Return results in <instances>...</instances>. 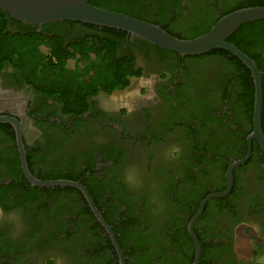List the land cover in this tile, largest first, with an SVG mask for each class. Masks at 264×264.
I'll return each mask as SVG.
<instances>
[{
    "label": "flooded vegetation",
    "instance_id": "obj_1",
    "mask_svg": "<svg viewBox=\"0 0 264 264\" xmlns=\"http://www.w3.org/2000/svg\"><path fill=\"white\" fill-rule=\"evenodd\" d=\"M141 1L148 21L155 15L165 32L181 38L225 11L264 2ZM88 25L60 21L31 27L48 37L50 45L62 48V57L80 48L89 35L103 39V27ZM105 42L114 46L116 56L133 59L140 74L123 90L88 95L87 109L79 116L66 113L58 94L27 83L16 69L8 66L0 72V115L20 121L32 171L40 175L76 161L74 176L88 187L111 231H117L125 247H119L124 264H193L195 253L193 260L171 259L164 231L180 225L188 233V222L203 199L226 191L231 165L245 160L232 168L228 193L209 199L193 225L202 239L197 264H259L237 254L240 227L254 230L264 240V151L257 139L248 141L253 115L252 121L246 117L237 98L240 91L233 93L243 71L209 52L181 56L126 32ZM250 53L264 68V38L251 46ZM45 56L55 65L62 61L49 51ZM72 61H64L67 68ZM261 76L264 80V72ZM137 80L142 85L126 100L114 104L109 98ZM9 126L11 131L0 130V264H98L96 253L106 248L109 236L79 190L71 212L57 211L47 195L44 200L8 205L19 196L18 187H8L10 180L2 175L14 165L15 147L19 160ZM260 127L264 139L262 105ZM11 135L14 141L9 144ZM172 146L181 150L176 159L166 155ZM133 172L139 186L126 179ZM105 262L119 264L116 252Z\"/></svg>",
    "mask_w": 264,
    "mask_h": 264
},
{
    "label": "trees",
    "instance_id": "obj_2",
    "mask_svg": "<svg viewBox=\"0 0 264 264\" xmlns=\"http://www.w3.org/2000/svg\"><path fill=\"white\" fill-rule=\"evenodd\" d=\"M89 4L148 21L144 14L145 6L141 0H90ZM256 6H264V2L249 5L248 7ZM232 11L235 10L225 11L220 16L213 18V21L211 19L209 23H203V27L200 29H192L188 32L189 36L186 38L169 34L179 39L196 38L207 33L221 17ZM148 22L155 25L160 24L155 21V15L151 16V20ZM88 26L92 29L96 28V26L92 24ZM161 28L165 30L163 27ZM101 33L105 35L103 37L104 40L99 39L98 37L100 36L93 38V35H89V38L82 41V47L79 45L80 48L75 49L71 53L69 52V54L66 53L62 58L63 49L55 45H50L51 41L48 37L37 32L36 29L32 28L29 24L11 19L0 10V72L8 66L16 69L27 83L36 86L38 89H50L58 94L65 103L64 110L66 113L79 116L87 109L85 99L88 95L94 94L98 90H103L107 93L114 90H123L128 87L132 78H136L140 74L139 70L135 68L136 66L133 59L127 60L126 58L116 56L114 46L105 42L115 35L124 34V32L103 27ZM261 38H264V20L242 25L227 39V42L246 54L255 62L257 69L260 72H264L263 65L258 62L255 55L250 53L251 46L255 43H261ZM57 42V44H60L59 41ZM46 51L50 52L51 57L62 59L60 64H52L49 58L46 59ZM208 54L219 56L221 59L231 64V66L235 67V70L238 71L240 69L243 71L240 75V83H237V86L233 89V93L236 92V90L240 91L237 98L242 101L245 115L251 120L254 105V84L249 69L238 58L226 50L215 49ZM68 59L73 60L71 69H69V67L67 68L64 63V61L66 62ZM51 68H58V71H52ZM261 78L263 122L264 80L262 76ZM7 129L11 131V127L8 124H0V130ZM13 141L14 137L11 135L7 142L10 144L13 143ZM13 149L14 155L12 162L14 165L8 171L2 172V175L7 176V179L10 180V185L8 187L17 186L19 190L18 199L15 202H8L10 207L16 204L20 205L29 202L30 200L35 201L39 197L42 198L41 200H44L45 195H47L48 201L61 213L71 212L76 209L77 204L74 200L76 197L81 196V194L75 188L57 186L39 189V187L35 186L27 189V185L30 184L24 178L19 167V160L15 152L16 147ZM27 165L32 175L39 180H71L81 184L89 193L88 187L74 176L73 167L76 165L75 160L68 161L64 169L48 171L40 175H36L32 171L28 158ZM62 193H65L64 196H61ZM90 196L92 198V195ZM4 205L6 207L8 206L7 204ZM88 218L89 222H93L94 218L91 213L88 214ZM104 220H107L106 222L111 225L106 217ZM95 226L98 227L99 224L95 223ZM173 227L164 231L170 243L166 250L167 254L171 256L172 260L180 258H190L193 260L195 253L194 245L186 229L180 225L179 227ZM112 231L119 247L121 249L125 248L116 234L117 231ZM194 233L201 244L202 239L197 235L196 229H194ZM96 237H98V235ZM98 238L101 239L100 237ZM106 240V248L99 249L96 253L99 256V259H97L98 264H103L106 260H110V255H115L110 240L108 238Z\"/></svg>",
    "mask_w": 264,
    "mask_h": 264
},
{
    "label": "water",
    "instance_id": "obj_3",
    "mask_svg": "<svg viewBox=\"0 0 264 264\" xmlns=\"http://www.w3.org/2000/svg\"><path fill=\"white\" fill-rule=\"evenodd\" d=\"M89 1L90 0H0V10L11 19L32 26L52 22L71 21L121 30L163 50L181 56L202 55L215 49L228 51L238 58L251 73L254 84L253 130L248 141L252 138L257 139L264 151V139L260 127L262 105L260 72L253 60L234 45L227 42V39L242 25L263 21L264 6L245 7L232 11L221 17L207 33L193 39H179L168 34L157 25L122 13L98 8L90 5ZM0 123L9 124L14 130L21 171L30 185L40 188H53L57 186L72 187L79 190L85 198L94 217L109 236L111 244L118 255L119 264H124L122 252L114 234L98 212L85 188L78 182L71 180L42 181L34 177L27 166L20 121L9 115H0ZM244 161L245 160H241L231 165L227 173L228 189L224 192L212 193L206 196L201 202L196 214L188 222L187 230L195 250L193 264H197L200 257V244L193 231V225L209 199L221 198L228 193L232 181V168L243 164Z\"/></svg>",
    "mask_w": 264,
    "mask_h": 264
},
{
    "label": "rangeland",
    "instance_id": "obj_4",
    "mask_svg": "<svg viewBox=\"0 0 264 264\" xmlns=\"http://www.w3.org/2000/svg\"><path fill=\"white\" fill-rule=\"evenodd\" d=\"M142 85V80L132 81L128 90L123 93L113 94L109 97L116 104L117 101L126 100L128 94L134 93ZM129 97V96H128ZM240 227L237 231V251L238 256L245 260H255L259 264H264V240L260 239L254 230L244 231Z\"/></svg>",
    "mask_w": 264,
    "mask_h": 264
},
{
    "label": "clouds",
    "instance_id": "obj_5",
    "mask_svg": "<svg viewBox=\"0 0 264 264\" xmlns=\"http://www.w3.org/2000/svg\"><path fill=\"white\" fill-rule=\"evenodd\" d=\"M180 148H179V146H172L169 150H168V152H167V156L169 157V158H171V159H176V158H178V156H179V154H180ZM126 179L130 182V183H135L137 186H139V181H138V179H136L135 178V174H134V172L133 173H130L127 177H126Z\"/></svg>",
    "mask_w": 264,
    "mask_h": 264
}]
</instances>
